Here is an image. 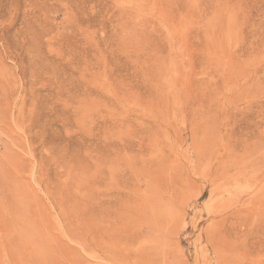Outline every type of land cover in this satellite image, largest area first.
<instances>
[{
  "label": "rangeland",
  "instance_id": "374dc122",
  "mask_svg": "<svg viewBox=\"0 0 264 264\" xmlns=\"http://www.w3.org/2000/svg\"><path fill=\"white\" fill-rule=\"evenodd\" d=\"M0 264H264V0H0Z\"/></svg>",
  "mask_w": 264,
  "mask_h": 264
}]
</instances>
